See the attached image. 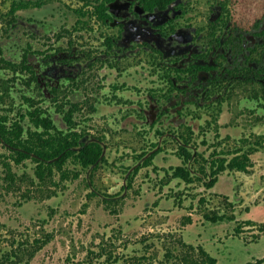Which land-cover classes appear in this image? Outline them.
Segmentation results:
<instances>
[{"label":"flooded vegetation","instance_id":"flooded-vegetation-1","mask_svg":"<svg viewBox=\"0 0 264 264\" xmlns=\"http://www.w3.org/2000/svg\"><path fill=\"white\" fill-rule=\"evenodd\" d=\"M9 10L0 22V79L7 82L10 70L26 87L20 117L41 111L58 129L80 132L83 147L101 145L95 171L126 133L130 149L144 148L123 157L127 182L168 139L180 154L192 151L187 164L202 173L218 154L200 158L201 120L217 121L238 91L251 112L264 108V0H13Z\"/></svg>","mask_w":264,"mask_h":264},{"label":"rangeland","instance_id":"rangeland-1","mask_svg":"<svg viewBox=\"0 0 264 264\" xmlns=\"http://www.w3.org/2000/svg\"><path fill=\"white\" fill-rule=\"evenodd\" d=\"M12 1L0 0V22L8 16ZM10 73L7 82L0 79V118L10 129L21 122L25 137L29 130L41 129L29 117H20L26 108V87L12 80ZM79 98V94L74 96V100ZM42 105L49 107L50 103ZM250 106L238 91L217 121L210 116L201 120L194 134L200 158L211 154L229 158L235 148L264 139V108L251 112ZM55 117L61 126L62 115ZM94 122L105 123L100 117ZM82 123L83 119L79 128ZM117 136L109 150L110 160L98 170L87 174L88 169L69 162V176L61 178L56 172L55 182L39 181L32 159L20 164L11 160L17 173L11 186L3 179V161L11 150L0 142V258L20 248V264H187L191 254L184 242L203 245L217 264H246L264 258V231L244 222L264 221V147L252 154L254 165L248 171L227 169L209 188L210 176L201 172L193 170L197 177L191 183L174 176L182 155L179 143L167 138L166 148L151 165L127 182V167L122 166L128 162L121 165V161L130 155L128 149L140 152L144 148L136 144L130 149L132 137ZM148 141L151 146L156 144L153 135ZM214 212L234 214L235 219L214 223L205 217ZM38 239H47V243L30 255Z\"/></svg>","mask_w":264,"mask_h":264},{"label":"trees","instance_id":"trees-1","mask_svg":"<svg viewBox=\"0 0 264 264\" xmlns=\"http://www.w3.org/2000/svg\"><path fill=\"white\" fill-rule=\"evenodd\" d=\"M15 9L16 6L11 8L10 13H13ZM76 108L77 106H74L72 109ZM69 119L73 120L72 115H69ZM30 120L36 124L37 128L42 129L40 131L29 130V134L24 137L25 126L21 122H16L14 129H10L0 118V142L11 150V155L3 161V179L7 182V185L11 186L17 176L11 160H14L16 164H20L26 159H32L36 163V177L43 183L55 182L56 172L61 173V178L68 177L69 171H67L66 166L69 162L84 169H89L94 165L93 170H95L99 162L104 160L101 145L91 142L83 147L84 143L81 141L80 132L75 131L70 134L66 133L65 130L58 129L51 116L43 115L41 111L36 113L31 111ZM71 125L74 126V122ZM52 129H56V131L53 132ZM263 147L264 139L259 137L254 144L249 143L246 147L241 145L232 150L229 158L217 157L213 159L209 166L202 169L203 176H210V181L206 183L207 186L213 187L218 181L219 174L227 169L248 171L254 165L252 154ZM182 148L181 155L184 156L186 163L174 168V176L185 182H193L197 175L187 164L193 153L187 148ZM75 175V178H77L78 174ZM205 217L214 223L235 219L234 214L218 212L205 213ZM244 222L248 225L258 226L261 231H264V221L258 223L252 219H247ZM241 230V227L237 225L236 231L240 232ZM37 242L39 243L32 247L30 255H33L36 250L47 243V239H38ZM183 244L190 249L187 251V254H191L187 264H217V258L211 255L203 245L195 246L186 242ZM20 250V248H17L4 253L0 258V264H20L22 261ZM246 264H264V258L251 260Z\"/></svg>","mask_w":264,"mask_h":264}]
</instances>
